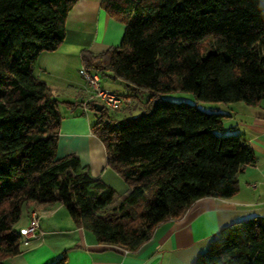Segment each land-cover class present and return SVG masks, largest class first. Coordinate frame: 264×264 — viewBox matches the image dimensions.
<instances>
[{
    "label": "trees",
    "instance_id": "1",
    "mask_svg": "<svg viewBox=\"0 0 264 264\" xmlns=\"http://www.w3.org/2000/svg\"><path fill=\"white\" fill-rule=\"evenodd\" d=\"M77 1L0 0V263L23 251L16 223L25 207L59 202L98 242L136 250L197 199L233 196L238 173L256 158L213 106L264 101V0H101L126 29L119 44L83 50V68L150 92L139 116L116 118L104 105L92 125L129 189L113 205L116 189L77 153L57 158L61 101L34 65L63 42ZM176 90L211 111L162 97ZM194 264H264V217L223 226Z\"/></svg>",
    "mask_w": 264,
    "mask_h": 264
},
{
    "label": "crops",
    "instance_id": "2",
    "mask_svg": "<svg viewBox=\"0 0 264 264\" xmlns=\"http://www.w3.org/2000/svg\"><path fill=\"white\" fill-rule=\"evenodd\" d=\"M125 29L126 24L112 16L101 0H78L68 14L63 42L55 50L39 53L34 65L39 67L37 76L60 100L59 94L53 92L56 91V81L63 79L77 83V78H72L68 72L79 66L81 52L86 49L100 53L119 44ZM98 72L104 87L133 99L132 104L124 102L118 109H110L114 111L113 117H127L136 105L135 96L142 91L115 77L110 70ZM74 89L70 98L60 100L62 118L56 157L77 153L94 176L113 186L116 196H123L129 186L116 170L108 166L105 144L92 128L98 111L89 104L93 99L91 87L84 81ZM217 104L222 105L213 107L227 114L224 131L245 136L256 156L238 173L239 188L233 196L197 199L182 216L158 223L150 238L136 250L98 242L93 231L74 221L64 204L32 205L26 207L24 217L16 226H25L30 211L37 209L40 212V234L29 245H24L21 253L7 257L4 262L48 264L66 253L65 264H194L223 226L251 217H264V101L258 105L243 101Z\"/></svg>",
    "mask_w": 264,
    "mask_h": 264
},
{
    "label": "rangeland",
    "instance_id": "3",
    "mask_svg": "<svg viewBox=\"0 0 264 264\" xmlns=\"http://www.w3.org/2000/svg\"><path fill=\"white\" fill-rule=\"evenodd\" d=\"M209 37H206L202 40V48L205 49L209 45ZM76 69H70L68 72L69 75L72 78H77V83L73 84V82H69L63 79H57L56 84H55V90L53 91L54 93L57 92L59 94L60 100L70 98L71 93L75 92L74 88L80 87L82 82L86 81V79L81 75L82 73L80 72L81 68H83L82 62L80 60L79 66L75 67ZM37 72H39V67H34V73L37 75ZM71 83V84H70ZM73 84V85H72ZM80 84V85H79ZM51 89V88H50ZM150 97V92L147 90H144L143 92H138L137 95L135 96V103L136 105L132 108L131 113H127V117L133 118L139 116L143 112V103ZM162 97L166 100H171V101H187L190 103H196L198 104L199 107H201L204 110L211 111L207 105H211L207 102L199 101L195 98L193 92L190 91H185V90H176V91H171V92H166L162 94ZM154 102V101H153ZM241 102V101H240ZM219 102H216L215 105H222V104H217ZM224 103V102H220ZM128 104H132L128 103ZM224 105V104H223ZM61 107V106H60ZM109 113L113 116L114 111L109 109ZM118 192H121L120 188H117ZM122 196L119 194L115 197L114 201L112 202L113 205H116L120 202ZM26 207L24 208V210ZM23 210V213H24ZM24 215L22 216V218ZM18 226V225H17ZM0 264H10V261H6Z\"/></svg>",
    "mask_w": 264,
    "mask_h": 264
},
{
    "label": "built area",
    "instance_id": "4",
    "mask_svg": "<svg viewBox=\"0 0 264 264\" xmlns=\"http://www.w3.org/2000/svg\"><path fill=\"white\" fill-rule=\"evenodd\" d=\"M81 73L91 87L92 98L97 99L109 109H118L122 103L132 102V98L123 97L119 93L104 87L98 71L82 68ZM20 234L24 245H29L40 234V212L37 209L30 211L29 221L25 226L20 227Z\"/></svg>",
    "mask_w": 264,
    "mask_h": 264
},
{
    "label": "water",
    "instance_id": "5",
    "mask_svg": "<svg viewBox=\"0 0 264 264\" xmlns=\"http://www.w3.org/2000/svg\"><path fill=\"white\" fill-rule=\"evenodd\" d=\"M158 103H159V100H158L157 98L154 99V105L157 106ZM94 106H95V108H96V111H101V110L104 108V104L101 103V102H99V101L95 102ZM105 122H106V123H109V122H110V119L107 118V119L105 120ZM113 124H117V122H113Z\"/></svg>",
    "mask_w": 264,
    "mask_h": 264
}]
</instances>
